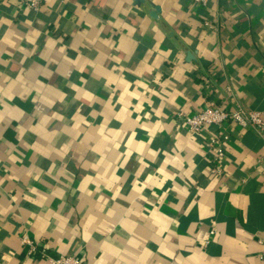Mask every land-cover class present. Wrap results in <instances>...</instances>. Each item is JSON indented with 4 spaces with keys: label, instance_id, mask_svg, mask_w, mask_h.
I'll use <instances>...</instances> for the list:
<instances>
[{
    "label": "crops",
    "instance_id": "0c3cea01",
    "mask_svg": "<svg viewBox=\"0 0 264 264\" xmlns=\"http://www.w3.org/2000/svg\"><path fill=\"white\" fill-rule=\"evenodd\" d=\"M210 103L264 120V0L0 1V264H264V139Z\"/></svg>",
    "mask_w": 264,
    "mask_h": 264
},
{
    "label": "built area",
    "instance_id": "2783aa9c",
    "mask_svg": "<svg viewBox=\"0 0 264 264\" xmlns=\"http://www.w3.org/2000/svg\"><path fill=\"white\" fill-rule=\"evenodd\" d=\"M5 1V0H0ZM21 4L36 10L39 8L42 0H17ZM196 4L206 6L213 0H193ZM205 25L211 24L205 21ZM178 117L183 125L192 134H199L208 127L219 126L224 123H234L237 126L248 129L256 133L264 139V120L259 111L245 108L237 105L234 109H230L221 104L210 103L207 107L191 113L179 112ZM229 136L227 133L214 131L206 140L208 148L207 169L212 175L219 176L223 173V165L225 161V148ZM261 160H264V153L261 155ZM211 234L215 229L210 230ZM21 242L26 248V253L29 255L46 256L44 248L39 249L35 241L26 233L22 235ZM52 264H82V262L73 254H60L55 257H49Z\"/></svg>",
    "mask_w": 264,
    "mask_h": 264
},
{
    "label": "water",
    "instance_id": "95a60500",
    "mask_svg": "<svg viewBox=\"0 0 264 264\" xmlns=\"http://www.w3.org/2000/svg\"><path fill=\"white\" fill-rule=\"evenodd\" d=\"M140 2H143V0H135V4H138V3H140ZM159 11H160L159 6H158V5H153V6H152V9L149 11V14H150L152 17L157 18V14L159 13ZM193 57H194V56H193V54H192L190 51H187V52H186V58H187V59H191V58H193Z\"/></svg>",
    "mask_w": 264,
    "mask_h": 264
},
{
    "label": "trees",
    "instance_id": "16d2710c",
    "mask_svg": "<svg viewBox=\"0 0 264 264\" xmlns=\"http://www.w3.org/2000/svg\"><path fill=\"white\" fill-rule=\"evenodd\" d=\"M38 248H39V249H41V247H40V246H38Z\"/></svg>",
    "mask_w": 264,
    "mask_h": 264
}]
</instances>
